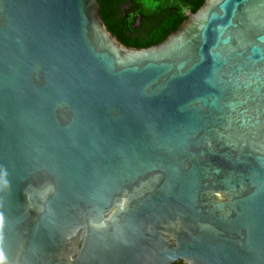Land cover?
Returning <instances> with one entry per match:
<instances>
[{
	"label": "water",
	"instance_id": "95a60500",
	"mask_svg": "<svg viewBox=\"0 0 264 264\" xmlns=\"http://www.w3.org/2000/svg\"><path fill=\"white\" fill-rule=\"evenodd\" d=\"M99 14L0 0L3 264H264V0L145 49Z\"/></svg>",
	"mask_w": 264,
	"mask_h": 264
},
{
	"label": "trees",
	"instance_id": "16d2710c",
	"mask_svg": "<svg viewBox=\"0 0 264 264\" xmlns=\"http://www.w3.org/2000/svg\"><path fill=\"white\" fill-rule=\"evenodd\" d=\"M205 0H97L106 29L122 45L145 49L161 43Z\"/></svg>",
	"mask_w": 264,
	"mask_h": 264
},
{
	"label": "snow or ice",
	"instance_id": "6c2138e0",
	"mask_svg": "<svg viewBox=\"0 0 264 264\" xmlns=\"http://www.w3.org/2000/svg\"><path fill=\"white\" fill-rule=\"evenodd\" d=\"M3 262H4V258L0 256V264H3Z\"/></svg>",
	"mask_w": 264,
	"mask_h": 264
},
{
	"label": "flooded vegetation",
	"instance_id": "af4514ba",
	"mask_svg": "<svg viewBox=\"0 0 264 264\" xmlns=\"http://www.w3.org/2000/svg\"><path fill=\"white\" fill-rule=\"evenodd\" d=\"M177 264H184V263H182V262H179V263H177Z\"/></svg>",
	"mask_w": 264,
	"mask_h": 264
}]
</instances>
